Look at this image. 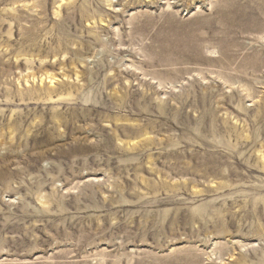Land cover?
<instances>
[{
  "label": "rangeland",
  "instance_id": "rangeland-1",
  "mask_svg": "<svg viewBox=\"0 0 264 264\" xmlns=\"http://www.w3.org/2000/svg\"><path fill=\"white\" fill-rule=\"evenodd\" d=\"M0 264H264V0H0Z\"/></svg>",
  "mask_w": 264,
  "mask_h": 264
}]
</instances>
